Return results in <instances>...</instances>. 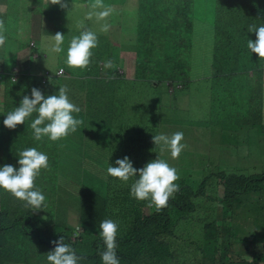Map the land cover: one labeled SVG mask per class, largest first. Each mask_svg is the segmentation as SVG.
Masks as SVG:
<instances>
[{"label": "trees", "instance_id": "1", "mask_svg": "<svg viewBox=\"0 0 264 264\" xmlns=\"http://www.w3.org/2000/svg\"><path fill=\"white\" fill-rule=\"evenodd\" d=\"M149 2L148 7L145 6L144 0L141 2L139 15V44L136 48L135 64L136 70L139 68L138 76L136 73L134 77H124L125 67L123 69L121 59L115 57L114 41L105 34L97 33L98 47L92 50L93 56L86 69L69 67L66 63V53L63 65L75 77V83H69L67 86L68 96L71 102L81 108V112L73 113V116L84 121L75 133L66 138L58 141H52L48 137H43L40 141L35 140L30 124L37 113H33L32 117L24 124L18 125L15 130L4 126L6 115L15 107H19L24 95H31L33 87L40 89L47 97L57 95L61 86L56 84L65 82L44 84L42 77L37 75H29V80L27 75L13 80L12 73L4 71V59L0 60L3 71L0 82L5 84L4 89H0V138L3 139L1 143L6 151L11 147L15 149L12 161L7 164L19 168V153L34 147L49 157L50 165L48 169H41L42 174L35 180L36 188L41 190L46 198V206L43 209L33 213L29 206V214H26L23 211L27 208H24L20 201L13 199L10 192L4 189V194L0 195V203H7L4 208H0V264H49L47 253L54 250L51 242L61 236L77 256L84 257L81 261L86 264L90 261L92 264H103L100 253L106 250V246L99 235V224L105 219H112L119 224L116 251L120 264H252L253 261H264V249H254L245 254L241 252L236 261L233 260L235 257L232 259L230 255L231 246L236 243L251 245L260 242L236 235L232 228L235 219L231 212L235 207L236 198L244 193L254 192L258 180L264 181V173L246 176L216 170V173L203 177V173L198 170L190 183L186 182V176L181 177L178 183L181 191L176 194L175 199L170 198L168 207L160 212L156 211L154 205L148 207L150 201H140L130 195L131 185L138 177H131L124 182L107 173V168L110 165L116 166L115 160L124 156L130 157L137 169L156 157L153 150L143 153L142 149L147 146V140L150 149L156 147L152 137L158 134L157 128L147 123L132 125L130 120L124 118L125 103L130 98L136 108L145 107L150 112L149 118H160L154 116L144 91L139 93L134 89L137 78L139 79L140 75H143V78L151 77L150 88L156 87L154 82L159 85L166 81V78L171 87L180 80L195 78L189 65H183V69L178 66L185 60L178 48L185 42H192L198 1ZM212 10L213 50L204 56L210 55L216 82L212 84V90L216 92L215 97H221L229 106L234 116L241 117L242 125L249 127V133L252 134L259 131V128H264V59L248 49V40L255 42L257 39L255 32H249L248 29L250 25H264V0H215ZM147 15H150L149 19ZM150 19L157 22L154 31L148 27L147 20ZM170 46L178 51L174 67L170 69L164 66L157 69L156 65H153V62H156L152 47L169 49ZM106 47H110L109 54L104 53L103 48ZM106 60H112L114 67L105 68L103 65ZM29 71H32V68ZM138 95L142 97L140 100H137ZM105 125L107 126L104 127ZM109 127L113 130L112 136ZM131 131L136 133L129 134ZM83 136L103 145H106L111 137L116 141L123 139L124 142H130L126 145L120 142L119 149L117 146L114 148V157L108 166L107 163L96 166L93 155L101 146L87 141L89 156L84 154L80 147ZM70 138H77L78 141L69 145L67 141ZM25 140H28L29 144L24 148ZM59 154L62 156L59 157ZM247 158L253 160V157ZM2 166L4 163L0 159V167ZM52 169L56 173L52 172L47 176V185L44 186L43 175ZM91 170L93 172L86 173ZM75 171L78 172L76 176L82 179L77 221L82 226L81 232H77L76 228L69 230L70 226L61 230L57 217L51 214V209L57 204V197L49 199V192L56 190L60 176L75 175ZM221 184L224 186L223 197L219 188ZM239 200H242L243 205L245 199L240 196ZM247 200H250V207L255 202L253 198ZM220 201L223 203L221 214L218 213ZM46 210L48 217L43 214ZM237 232L243 233L242 230ZM74 234L78 235L75 239ZM25 254L32 260L24 259Z\"/></svg>", "mask_w": 264, "mask_h": 264}, {"label": "rangeland", "instance_id": "2", "mask_svg": "<svg viewBox=\"0 0 264 264\" xmlns=\"http://www.w3.org/2000/svg\"><path fill=\"white\" fill-rule=\"evenodd\" d=\"M75 1L78 2V6L83 1L89 4L87 7H76L77 5L74 3V8L62 9L58 4H51V0H3L4 7L0 8V20L4 22V34L7 39L5 45L0 47V60L6 55L7 57L3 58L2 65L10 71H15V69L20 70L18 79L27 75L29 80V75L34 74L28 71L29 59L32 58L33 71L38 75L43 62L48 68L55 71L63 65V59L65 63V55L74 36H79L85 28H89L99 34H104L99 31L101 24L104 23L103 21L98 23L94 17L92 19L87 18V13L91 10L90 5L94 3V0ZM142 1L103 0L105 6L114 8L112 15L107 18V22L111 25V28L105 35H108L114 41L116 47L115 57L120 58L121 64H123L121 67L123 69L125 67L124 75L126 76L124 77H134L136 73L137 76L139 75V72H137L139 68L136 70L137 66L135 64L137 56L136 48L137 44H139L137 40L138 22ZM149 1L144 0L145 6H150ZM197 1L192 42H185L184 45L178 48L179 52L185 57L182 64L180 63L178 66L183 69V65H189L195 78L186 81L180 80L178 84H173L172 87L166 82L168 80L166 78V81L161 82L156 87L150 88L149 79L151 77H147L148 80H146L147 78H143L144 76L140 75L139 79L137 78V81L134 82V89H137L139 93L142 90L144 91L146 100L154 112V116H160V118H149L150 112L145 107L136 108L132 98L126 100L124 118L130 120L132 125L147 123L157 128L158 134L162 133L169 137L178 131L184 133L182 143H186L187 148L181 152L178 158H172L168 146L158 145L150 149L148 140L147 146L142 149L143 153H149L152 150L156 153V157L150 161L159 157L165 160L171 167L176 168L180 176V179L176 183L181 181L182 176L187 177V183L192 182L198 170L199 173H203V177L216 173V170H224L226 173L236 172L246 176L263 174L264 128L261 127L259 131L250 134L249 127L242 125L243 122L241 121L243 120L241 117L234 116L229 106L222 101L221 97H215L216 92L212 90V84L216 82L213 77L210 55L204 56L205 53L210 54L213 50L212 9H214L215 0ZM155 9L154 11L156 12L157 9ZM149 18L150 15H147V19ZM147 22L148 27L154 31L155 23L157 22L151 19L147 20ZM57 32L64 35V42L61 45L63 51L59 53L51 51L55 43L54 35ZM171 48V46L169 49L152 47V54L154 53V61L156 62V64L153 62V65H156L157 69L164 66H168L170 69L174 67L178 51ZM103 50L105 54L110 53V47L103 48ZM121 67V72H123ZM59 80L66 84L75 83V77L69 70ZM4 87V83L0 82V88ZM141 98L140 95L137 96V100ZM262 122H264V112ZM109 131L110 136H112L113 130L110 127ZM133 133H136V131H131L129 134ZM83 139L80 147L83 153L88 156L87 141L101 146V148H97V151L93 155L96 166H100L103 163H107L108 166L114 157V152H112L114 148L116 146L118 148L120 142L125 145L130 142H124L123 139L116 141L111 137L109 142L103 145L94 140L90 141L85 136H83ZM1 140L3 139L0 138V159L6 165L12 161L15 149L11 147L6 151ZM77 141V138H70L67 142L69 145H72L73 142ZM28 144L29 141L25 140L23 147L25 148ZM60 156L62 155L59 154ZM247 156L253 157V160H249ZM76 171L74 172L75 175L60 176L56 190L53 193L49 192V199L57 197V204L54 209H51V214L55 215L57 211L56 217L61 230L66 229L67 226H70L69 230L71 229V231L74 228L82 229V226L77 222L82 179L76 176L78 173ZM52 172L56 173L54 169L52 171L47 170L44 173V186L47 185V176ZM90 172L93 171L91 170L86 173ZM40 174H42V171ZM219 188L223 197L224 186L221 184ZM1 194H4L3 188L0 189ZM240 196H242V199H245L243 205H241L242 200H239ZM248 198H253L255 201L251 207L250 200H247ZM13 199L20 201L23 207L27 208L23 212L29 214V207H25L26 202L14 196ZM220 203L221 207L218 213L221 214L223 203L222 201ZM6 205L7 203H0V208H4ZM32 211L33 213L38 212V210ZM46 212L48 211L46 210ZM231 213L235 219L232 228L236 232V235L252 241L264 242V181L258 180L257 188L254 192L239 195L235 200V207ZM43 214L46 215L45 212ZM238 221L240 222V226H238ZM239 230H242L243 233L238 234L237 231ZM254 249L263 250L264 244L258 242L251 245L236 243L231 246L230 255L232 259L235 257L233 260L236 261L237 256L241 252L245 254ZM24 259L32 260L26 254ZM83 263L85 262L78 261V264ZM89 264H92V261ZM252 264H264V261L259 263L253 261Z\"/></svg>", "mask_w": 264, "mask_h": 264}, {"label": "clouds", "instance_id": "3", "mask_svg": "<svg viewBox=\"0 0 264 264\" xmlns=\"http://www.w3.org/2000/svg\"><path fill=\"white\" fill-rule=\"evenodd\" d=\"M51 4H58L62 9L69 8L68 0H51ZM90 9L87 13V18L92 19L94 17L98 23L103 21L104 23L101 24L99 31L107 34L111 28L107 18L112 15L114 8L105 6L103 0H94V3L90 5ZM4 30V22L0 20V47L5 45L7 39ZM248 30L249 32H255L257 37L255 42L248 40V49L252 53L258 54L261 59H264V25L259 27L250 25ZM54 40L55 43L51 51L56 53L63 51L61 45L64 42V35L57 32L54 35ZM96 47H98L97 33L85 28L79 36H74L70 41V46L67 50V65L72 68H88L90 59L93 56L92 50ZM29 60L32 61V58ZM43 64L44 67L42 66L39 69V75L33 71V62L32 71L29 72L40 78L42 77V83L44 84L61 82L59 79L68 73V69L63 65L52 71L44 62ZM103 66L105 68H113L114 63L112 60H106ZM12 72L14 71L9 73ZM16 76L18 77V74ZM56 85L61 86L58 94L47 97L40 89L33 87L31 95H24L19 107H15L13 111L6 115L3 121L4 126L15 130L18 125L24 124L27 119L32 117L33 113H37L30 124L35 140L40 141L43 137H48L52 141H58L66 138L71 133H75L78 126L82 125L84 121L74 118L73 113H80L81 108L70 101L68 84L60 83ZM183 140L184 133L180 131L173 133L170 137L162 133L152 137V141L156 146L164 145L170 148L173 159L178 158L181 152L187 148V144L182 143ZM18 164L19 168L11 164L0 167V188L7 190L17 199L26 202L25 207L30 206L33 210L43 209L46 206V198L41 190L36 188L35 180L40 175L41 169L50 167L49 157L45 153L38 151L37 148H27L19 153ZM115 165H110L107 168L108 175L124 182H127L131 177H138L131 185L130 195L140 201H150L148 207L154 205L157 212L167 208L170 198L175 199L176 194L181 191L180 184L176 183L180 179L178 170L159 157L148 162L140 169L133 166V161L128 156L116 159ZM56 212L54 217H56ZM45 213V216L48 217L49 213ZM76 229L77 232L82 231V229ZM99 229V235L106 246V250L100 253L103 264H120L116 251L118 248V222L112 219H105L100 222ZM76 237L78 235L74 234L73 239ZM262 242L260 241L259 243ZM51 243L54 245V250L47 253L49 264H78V261L84 258L77 256L72 247L64 242L63 236L58 240H53Z\"/></svg>", "mask_w": 264, "mask_h": 264}, {"label": "crops", "instance_id": "4", "mask_svg": "<svg viewBox=\"0 0 264 264\" xmlns=\"http://www.w3.org/2000/svg\"><path fill=\"white\" fill-rule=\"evenodd\" d=\"M3 0H0V8L1 7H4V5H3V2H2ZM68 2L70 3L69 4V7H73V5H74V3L77 5L78 4V2H76L75 0H68ZM88 2H85V1H83V2H81L80 3V5L78 6H76V7H87L88 6ZM46 5H48L47 3H46ZM49 6V5H48ZM7 56H5V57H3V58H6ZM16 67V66H15ZM43 67H44V64H43ZM29 68H32V61L31 60H29ZM0 69H1V67H0ZM4 71L5 72H7V73H9V72H11L9 69H7L6 67H4ZM28 71H29V69H28ZM5 85V84H4ZM0 89H4V88H0ZM0 95H2V93H0ZM0 105H1V101H0Z\"/></svg>", "mask_w": 264, "mask_h": 264}, {"label": "built area", "instance_id": "5", "mask_svg": "<svg viewBox=\"0 0 264 264\" xmlns=\"http://www.w3.org/2000/svg\"><path fill=\"white\" fill-rule=\"evenodd\" d=\"M19 71H20V70L15 69V71L12 72V74H13V80H16V79H17V76H16V75L19 73ZM1 73H2V71L0 70V78H1Z\"/></svg>", "mask_w": 264, "mask_h": 264}, {"label": "water", "instance_id": "6", "mask_svg": "<svg viewBox=\"0 0 264 264\" xmlns=\"http://www.w3.org/2000/svg\"><path fill=\"white\" fill-rule=\"evenodd\" d=\"M155 85H157V83L155 82Z\"/></svg>", "mask_w": 264, "mask_h": 264}]
</instances>
